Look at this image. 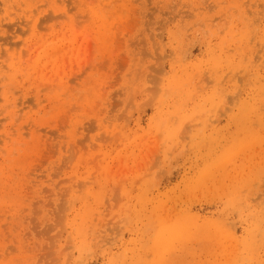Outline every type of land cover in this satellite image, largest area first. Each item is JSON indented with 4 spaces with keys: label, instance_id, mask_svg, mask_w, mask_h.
Returning <instances> with one entry per match:
<instances>
[{
    "label": "rangeland",
    "instance_id": "rangeland-1",
    "mask_svg": "<svg viewBox=\"0 0 264 264\" xmlns=\"http://www.w3.org/2000/svg\"><path fill=\"white\" fill-rule=\"evenodd\" d=\"M0 264H264V0H0Z\"/></svg>",
    "mask_w": 264,
    "mask_h": 264
}]
</instances>
